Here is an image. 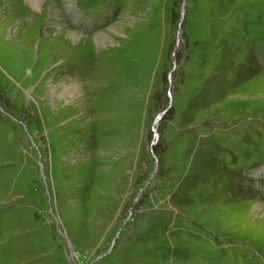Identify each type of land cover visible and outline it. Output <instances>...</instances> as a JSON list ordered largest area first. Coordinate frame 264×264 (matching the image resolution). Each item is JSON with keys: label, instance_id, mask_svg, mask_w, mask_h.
<instances>
[{"label": "rangeland", "instance_id": "obj_1", "mask_svg": "<svg viewBox=\"0 0 264 264\" xmlns=\"http://www.w3.org/2000/svg\"><path fill=\"white\" fill-rule=\"evenodd\" d=\"M262 203L264 0H0V264H264Z\"/></svg>", "mask_w": 264, "mask_h": 264}, {"label": "bare ground", "instance_id": "obj_2", "mask_svg": "<svg viewBox=\"0 0 264 264\" xmlns=\"http://www.w3.org/2000/svg\"><path fill=\"white\" fill-rule=\"evenodd\" d=\"M42 1H44V0H28V3H30V5L34 9H39L40 8V3ZM114 26H115V24L111 25L107 30H112L114 28ZM102 32H105V31H102ZM68 33L70 34V36L72 38H75V39H78V38L83 36L82 32H79V31L71 29V28L68 30ZM101 34H102L101 32L100 33L98 32V36H100ZM98 41H102V39H98ZM73 90L75 91L77 89H73ZM254 211L255 212H261V213L264 212V203L255 205Z\"/></svg>", "mask_w": 264, "mask_h": 264}, {"label": "water", "instance_id": "obj_3", "mask_svg": "<svg viewBox=\"0 0 264 264\" xmlns=\"http://www.w3.org/2000/svg\"><path fill=\"white\" fill-rule=\"evenodd\" d=\"M166 110H167V108L166 109H163L160 113H159V115H158V117H157V119H156V124H158V121L161 119V117L165 114V112H166ZM156 136H158V134L156 133L155 134Z\"/></svg>", "mask_w": 264, "mask_h": 264}]
</instances>
